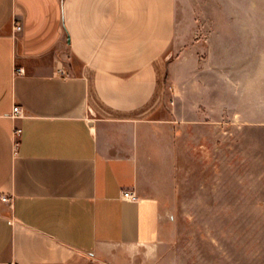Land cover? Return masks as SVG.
I'll return each mask as SVG.
<instances>
[{"label":"crops","instance_id":"1","mask_svg":"<svg viewBox=\"0 0 264 264\" xmlns=\"http://www.w3.org/2000/svg\"><path fill=\"white\" fill-rule=\"evenodd\" d=\"M175 31V0H0V264H131L163 239L140 181L145 133L161 109L221 108L218 69L166 58ZM226 39L227 110L250 120L264 112V0H228Z\"/></svg>","mask_w":264,"mask_h":264},{"label":"rangeland","instance_id":"2","mask_svg":"<svg viewBox=\"0 0 264 264\" xmlns=\"http://www.w3.org/2000/svg\"><path fill=\"white\" fill-rule=\"evenodd\" d=\"M175 19L166 58L218 69L221 108L181 120L161 109L146 131L140 181L169 226L131 264H264V112L227 110L228 0H175Z\"/></svg>","mask_w":264,"mask_h":264},{"label":"built area","instance_id":"3","mask_svg":"<svg viewBox=\"0 0 264 264\" xmlns=\"http://www.w3.org/2000/svg\"><path fill=\"white\" fill-rule=\"evenodd\" d=\"M14 27H15V30L21 29V25L18 23H15ZM16 71L17 72H23L24 70H23V68H16ZM20 114H21V107L19 105H14L13 110H12V116L18 117V116H20ZM20 131H21L20 127H16L14 132H15V134H19ZM14 145H15V147H17V145H18L17 139H15ZM124 196L134 198V197H136V194L133 191L127 190V191H124ZM1 198L4 201H9L11 199L10 197H8L6 195L1 196ZM10 264H14V262H11Z\"/></svg>","mask_w":264,"mask_h":264}]
</instances>
